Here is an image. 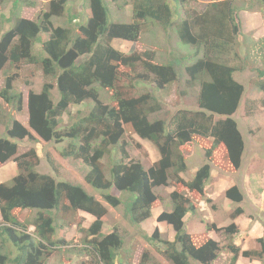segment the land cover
Wrapping results in <instances>:
<instances>
[{"label": "trees", "instance_id": "trees-1", "mask_svg": "<svg viewBox=\"0 0 264 264\" xmlns=\"http://www.w3.org/2000/svg\"><path fill=\"white\" fill-rule=\"evenodd\" d=\"M42 1L49 3L50 10L29 20L19 17L20 11L24 6H36L35 1L0 0V9L12 5L6 20L11 26L0 37V71L24 63L40 70L46 79L40 91L31 89L27 95L28 126L5 113L4 105L23 112V94L14 88L11 77L0 90L4 102H0V120L7 117L4 132L9 135L0 137V164L12 161L17 168L10 181L0 182V264H50L55 255L62 264H157L150 245L170 264H215L223 250L231 254L230 264H237L241 256L262 260L264 238L259 239L260 251H242L235 244L239 233L235 224L225 228V246L208 234L217 230L215 225H207L201 233L188 232L186 219L198 213L191 194L206 198L212 169L206 163L192 180L182 177L189 169L184 147L193 144L202 146L209 160L222 145L226 168L238 171L242 167L245 140L233 116L245 95L235 74L245 70L247 55L235 66L230 57L233 52L238 56L240 50L236 40L241 37L238 14L243 7L235 0H216L210 2L212 12L188 19L176 17L182 20L176 23L167 0H112L118 8H133L134 23L115 24L109 23L107 0H83L76 15L71 12L80 0ZM258 2L264 4V0ZM64 16L67 19L59 24L70 23L71 27L55 23ZM82 20L87 22L79 26ZM157 23L164 29L178 25L180 39L199 49L204 46L203 56L194 62V57L173 53L171 59L158 64L154 51L126 55L113 47L115 40L139 42L145 29ZM139 63L150 78L142 73L132 76L134 81H126ZM260 75L264 77V71ZM173 84L185 98L188 89H182L184 86L200 87L195 111L161 113L162 95ZM259 89L264 92V82ZM72 106L83 109L75 115ZM64 115L70 116L69 124L64 123ZM134 135L159 151L160 159L149 168L127 152L125 138ZM24 139L38 145L55 144L61 159L81 164L83 182L58 180L59 170L53 176L39 173L41 159L36 148L18 155L20 145L15 140ZM48 158L52 164L50 155ZM171 186H182L183 191L170 193L169 208L157 221L174 230L172 241L164 239L158 229L149 235L141 227L152 217L155 204L165 202L157 190ZM226 196L235 203L244 200L237 186L228 189ZM110 207H122V218L129 226L120 229L115 225L105 234ZM242 213L238 208L232 217ZM71 214L74 218L68 225L64 217ZM80 214L90 215L94 221L89 226L75 221ZM73 226L81 236L77 244L66 237ZM131 230L139 233L132 240L148 246L138 262L127 245Z\"/></svg>", "mask_w": 264, "mask_h": 264}, {"label": "rangeland", "instance_id": "rangeland-1", "mask_svg": "<svg viewBox=\"0 0 264 264\" xmlns=\"http://www.w3.org/2000/svg\"><path fill=\"white\" fill-rule=\"evenodd\" d=\"M33 1L36 2V6H24L20 11L19 17L36 20L38 17L42 16L44 12L50 10L48 2H43L42 0ZM123 1L130 2V0H122L120 3ZM167 1H169L172 6L175 5L173 0ZM212 1L216 0H187L185 6L177 3L179 5L177 16L179 19H182L183 16H185V19H188L190 17H200L205 12H212L210 4ZM235 1L237 6L243 7L238 14L241 37L236 40V42L239 41L240 50L238 51V56L234 55L233 52L230 59L232 60V65H241L243 63L242 58L247 55V66L243 72H237L235 74L236 80L245 87V95L233 118L237 121L242 136L244 137L245 154L243 156L241 169L235 171L226 168V152L225 147L222 145L214 152L210 160L206 157L202 146L193 144L184 147L189 168L186 174H182V177L186 181L192 180L196 170L206 163L210 164L212 169V179L208 185L206 198H202L198 193L191 194V198L198 207L197 216L187 218L186 220L187 225H189L187 226V230L190 234L201 233L206 231L207 225H215L217 230L210 231L208 234L222 246L228 243V235L225 233V228L231 224H235L239 229V233L234 237L235 244L240 246L242 251H260L262 244L259 242V239L264 238V92L259 89V83L261 81L264 82V77L260 75V71H264V4L259 3L258 0ZM105 3L109 9V23H134L133 8L131 5L118 8V4L114 3L112 0H107ZM82 4L83 0L78 1L72 9L71 14L76 15L79 13ZM11 7L12 5L10 4L0 9V37L2 33L11 26L6 22L7 17H10ZM56 19L55 23L59 24L63 23L67 18L64 16L62 19ZM179 19L176 23L182 21ZM86 22L87 20L80 21L79 26ZM74 25H76V22H74L73 26ZM57 26L71 27L70 23L59 24ZM151 26L153 28L150 26H148L147 30L144 28V36L139 42L116 41L113 43V47L126 55L142 53L144 51H154L156 54L155 61L158 64L165 63L168 59H171L173 53L181 57H194V62L196 59L203 56L204 46H201L202 48L199 49L197 44L184 45L185 43H183L182 45L176 31L178 25H175L170 30H165L158 23L156 26ZM197 33L199 34L198 30ZM36 49L40 51L38 50L40 49L39 46H37ZM247 51L248 53H246ZM197 52L199 53L198 56L195 54ZM192 62L193 59H191L189 63L191 64ZM142 73H144L143 65L139 63L135 68V72L132 75L130 74L131 77L129 76V80L127 79L126 81H134L135 78L133 77ZM8 77L12 78L14 88L22 92L24 101L27 100V95L31 89L40 91L43 84L46 82L40 70H36V68L25 65L24 63L15 66H6L5 69L0 71V90L5 87ZM143 77L147 80L150 78L147 76L146 71ZM47 81H49V79H47ZM182 89H188V96L186 98L179 95L175 84L170 87L167 93L162 95L160 103L161 113L173 115L177 110L195 111L197 109L200 87L195 86L193 88H187L184 86ZM0 102L4 104L3 101L0 100ZM4 108L6 114L10 113L21 123L26 122L24 125L28 126V112L26 113L25 110H23V112L18 113L13 108L6 105H4ZM80 108L83 109L82 106H72L71 113H75L76 115V112ZM83 112L85 113L87 110L84 109ZM69 117L68 115L63 116L64 123H70ZM7 122L6 116L3 120H0V137L2 138H9L8 133L4 132ZM15 141L20 145L18 155L23 154L31 148L37 149L41 159V163L37 167L39 173L53 176L56 175L57 173L55 172L59 170L56 177L58 180L68 181L70 180L69 178H71L75 181L83 182L84 174L82 173L81 164L61 159L59 154L54 150L55 144L38 145L27 139L21 142L18 140ZM125 141L128 143L126 148L130 157L135 161H142L146 168H149L160 159L159 151L149 141L142 140L136 135L133 137L126 136ZM49 155L54 162V166L53 162L52 164L50 163V159L48 158ZM105 161L108 162V157L105 158ZM0 172L2 174L1 176H6L2 182L10 181L12 177H14L11 173L15 172L13 171L12 161L4 165L0 164ZM233 186H237L244 196V200L241 203H235L226 196L227 190ZM174 190L183 191V188L182 186H171L169 188H159L157 190V193L164 197L165 202L158 201L155 204L153 207L155 213L169 208L168 197ZM112 193L117 194L115 190H112ZM207 199H210L211 202H207ZM238 208H242L243 213L239 216L232 217ZM122 216V207L118 209L110 207V214L105 218L104 233H110L115 225L120 229L127 226L128 224L123 220ZM73 218L71 214L64 217V220L69 225ZM78 220H82L85 226H89L92 221H94V218L87 214H80V217L79 215H75V221L78 222ZM157 222V219L146 222V233L152 235L154 231L158 229L164 239L169 240L172 238L174 240V230L169 226L160 228ZM130 228L132 229V227ZM34 230V227L30 228L32 233ZM135 234L139 235L138 232L132 230L131 233L128 234L127 245L133 249L134 262H138L146 249L145 247L148 246L142 241L132 240ZM66 237L68 241L73 244H77L81 240L76 226L68 230ZM156 245L158 246L159 244L156 243ZM149 247L152 252L151 255L155 257L154 260L157 264H170L165 257L157 253L156 247L153 248L151 245ZM222 253V256L215 264H230L231 254L226 250H223ZM50 261V264H62V260L57 255L52 257ZM237 264H264V256L262 260H251L241 256Z\"/></svg>", "mask_w": 264, "mask_h": 264}, {"label": "crops", "instance_id": "crops-1", "mask_svg": "<svg viewBox=\"0 0 264 264\" xmlns=\"http://www.w3.org/2000/svg\"><path fill=\"white\" fill-rule=\"evenodd\" d=\"M114 42H116V40L114 41ZM23 106H24V109L23 110H25V112L27 113L28 112V109H27V100L26 101H24L23 102ZM26 122H24L23 124H25ZM8 163V162H7ZM13 163V171H15L14 173L12 172L11 174H13V176H15L16 175V173H17V168H16V165H15V163L14 162H12ZM6 166V165H5ZM2 174H1V172H0V182H2V181H4V179H5V177L6 176H1ZM163 211L161 210V211H159V213H155L154 212V209L152 210V217L151 218H149L148 220H146L145 222H143L141 225H142V229L145 231V232H147L146 231V227H145V223L146 222H149V221H153V220H156L158 217H159V215L162 213ZM93 222V221H92ZM158 223V226H160V228H162V227H164V226H168L166 223H159V222H157ZM174 234H175V232H174ZM174 238H175V235H174ZM68 240V239H67ZM169 240H173L172 238H170Z\"/></svg>", "mask_w": 264, "mask_h": 264}, {"label": "clouds", "instance_id": "clouds-1", "mask_svg": "<svg viewBox=\"0 0 264 264\" xmlns=\"http://www.w3.org/2000/svg\"><path fill=\"white\" fill-rule=\"evenodd\" d=\"M186 1H187V0H173V2L175 3L174 6H172V5L170 4V2H168V4H170L172 10H174V12H175V17H173L174 20L177 21L176 17H178V16H177L178 6H179V5L185 6V5H186ZM177 3H179V5H178ZM183 17H184V16H183ZM174 26H175V25H174ZM174 26H172V27H174ZM162 27H163V26H162ZM172 27H170V28H168V29H165V30H170ZM178 37H179V34H178ZM179 38H180V37H179ZM180 40H181V39H180ZM119 42H121V41H119ZM124 42H126V41H124ZM181 42H182V45H183L184 42H183L182 40H181ZM180 44H181V43H180ZM184 45H186V44H184Z\"/></svg>", "mask_w": 264, "mask_h": 264}]
</instances>
